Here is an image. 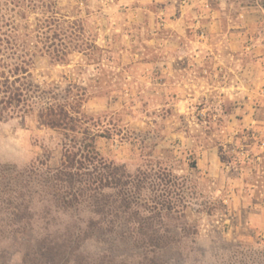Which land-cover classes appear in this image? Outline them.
<instances>
[{"label":"rangeland","instance_id":"1","mask_svg":"<svg viewBox=\"0 0 264 264\" xmlns=\"http://www.w3.org/2000/svg\"><path fill=\"white\" fill-rule=\"evenodd\" d=\"M56 1L97 49L37 54L34 81L84 90L100 156L152 190L93 228L87 212L36 202L18 221L0 205V264H264V0ZM63 140L38 112L2 122L0 164L56 169Z\"/></svg>","mask_w":264,"mask_h":264},{"label":"trees","instance_id":"2","mask_svg":"<svg viewBox=\"0 0 264 264\" xmlns=\"http://www.w3.org/2000/svg\"><path fill=\"white\" fill-rule=\"evenodd\" d=\"M73 17L61 13L56 0H0V123L38 112L64 139L56 169L45 163L26 169L0 164V205L18 221L32 219L36 202L64 214L87 212L93 228L133 206L144 208L143 193L152 189L149 172L132 175L100 156L96 143L104 136L83 112L84 90L34 81L37 54L64 62L72 53L93 55L97 49L85 38L83 21Z\"/></svg>","mask_w":264,"mask_h":264},{"label":"crops","instance_id":"3","mask_svg":"<svg viewBox=\"0 0 264 264\" xmlns=\"http://www.w3.org/2000/svg\"><path fill=\"white\" fill-rule=\"evenodd\" d=\"M192 66V65H191ZM191 67H190V65H187L186 64V62H183V63H181V62H177L176 63V85H177V83L180 85V79H185L186 78V74L185 73H190V72H188V71H190L191 69H190ZM239 68V65H238V67H237V69ZM240 69V68H239ZM231 71H233L232 69H230ZM226 74H228V73H226ZM190 76H191V74H189ZM229 75V74H228ZM238 75H241V76H243L244 74H243V69H242V71L240 72V73H238L237 74V77H238ZM226 77V76H225ZM242 78V77H241ZM228 78L226 77V80H227ZM189 80V79H188ZM192 80H194V79H192ZM189 81H191V80H189ZM254 115H255V113H253ZM259 114H260V111H258V114H257V116H256V118H255V120L253 121V122H255L256 123V129L257 130H264V128H262L261 126H260V124H261V121H260V118H258L259 117ZM255 223L257 222V223H259L260 222V224L259 225H261V224H263L264 222H261V221H257L256 219H255V221H254Z\"/></svg>","mask_w":264,"mask_h":264}]
</instances>
